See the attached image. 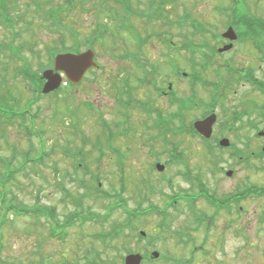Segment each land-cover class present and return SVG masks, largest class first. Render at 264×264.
Returning <instances> with one entry per match:
<instances>
[{
  "label": "flooded vegetation",
  "instance_id": "flooded-vegetation-1",
  "mask_svg": "<svg viewBox=\"0 0 264 264\" xmlns=\"http://www.w3.org/2000/svg\"><path fill=\"white\" fill-rule=\"evenodd\" d=\"M224 27L221 38L215 35V44L210 41V28L200 32L203 37L198 33L189 39L193 46L172 40V45L162 47V61L141 60L142 70L131 51L130 65L123 68L128 73L118 74L113 82L112 123L103 109H95L102 131L94 142L98 149L94 163L101 164L110 153L119 170L118 165L125 162L119 152L128 156L130 149L122 151L117 141L126 138L133 142L142 135L149 155L155 158L153 165L164 163L169 169L160 177L168 189L158 188L153 182L145 195L146 205L140 202L133 210H142V220L157 214L162 231L173 210L178 222L173 233L175 245L169 248L173 252L153 251L157 237L151 239L144 231L138 243L145 251L136 253L142 257V264H155L159 259H177L178 264L224 260L218 255L226 257L228 231L240 244L234 257L242 264L247 260L264 261V30H257L253 38L252 31H240L229 19ZM230 28L237 36L233 41L224 37ZM198 35L203 38L200 42L195 41ZM183 53L189 54V61L183 60ZM167 66L170 72H165ZM189 68L191 72H185ZM184 81H188L186 95L181 87ZM196 109L204 111L196 117ZM191 114L192 119L187 121ZM211 117L214 123L207 138L195 130V123ZM136 130L139 132L134 133ZM182 136L200 140L203 145L202 158L194 164L180 150ZM87 159L78 161L87 163ZM176 164L182 170L172 173ZM151 196L162 197V205L149 200ZM219 223L223 227H218ZM215 242L217 252H212ZM117 254L114 258L121 257L125 264L129 254ZM91 256L107 259L102 254H86L84 258Z\"/></svg>",
  "mask_w": 264,
  "mask_h": 264
},
{
  "label": "rangeland",
  "instance_id": "rangeland-1",
  "mask_svg": "<svg viewBox=\"0 0 264 264\" xmlns=\"http://www.w3.org/2000/svg\"><path fill=\"white\" fill-rule=\"evenodd\" d=\"M3 1L6 6L5 8L12 16L11 18L13 19L16 17L18 21L15 25V29H12L10 26L5 25L6 20H4L5 23L2 21L5 17L0 19V81L3 77L2 68L6 65L9 77L6 79L5 83L8 80L7 86L13 90L12 93L15 96L22 95V97L27 100L32 96V93L30 94V92L26 90L28 82L26 83L22 81V79H13V71L21 67L20 61L16 58L14 62H11L10 56L15 51H18L19 53L16 55L20 54V56L23 55L22 57L24 59L34 61L32 60V51H41V62L47 65L49 62L47 51L61 47L60 43L57 45L58 40H60L61 32L54 34V31H52L54 28L46 26V24L41 21L39 15L34 12V8L29 5L30 0H2V2ZM37 1L43 3L46 1L47 3V0ZM50 1V5L42 6L43 12L47 11L49 8L65 5L64 0ZM233 1L235 2H231L230 0H176L175 2L171 0V3L166 7L167 18L174 22L177 17L180 16L184 18V16H186L189 20L183 27L182 25L172 24L170 28L169 26L163 25V21L158 20L157 17L155 18V23L145 26V13L141 15L140 10L137 8L145 12L147 0H132V4L136 8V14L138 15L137 19L133 18L132 21L136 24L138 29H141L143 32L144 29H147L149 33L170 29L173 40L176 39L177 42H181L180 40L183 42L185 39L184 37H193L195 32L191 24L194 22L200 24V26H204L206 29L210 28V41H213L212 44H215V35L219 34L221 38V34L225 31L224 25L230 15L229 12L235 8L238 9L239 7L241 10L250 12L253 15L264 17V0ZM75 2L79 4V8L71 13L68 11L63 14V28L72 23L75 29L80 33L79 37L82 40H84V38L87 39L94 31L98 34L96 29L97 19L88 12L91 10L92 6L97 3L96 0L87 2V7L89 9H85L86 11H84V13L82 7H80L82 2L78 0H75ZM115 2L116 1L110 0L107 2L104 1L102 4L106 3L116 7ZM2 10L3 9H1V11ZM25 12L28 13L22 17L21 15ZM99 21L109 24L105 18L99 19ZM103 30L105 29L101 28L99 33H102ZM62 32L65 33L67 44H69L70 40H68V37L71 35V32L68 30H63ZM107 33L108 35L100 39L98 45L92 48L95 52V59L100 66H102V69L104 68L103 72H96V74L91 72L82 83L73 90L67 89L68 85L63 75L64 79L60 88L59 98L49 96L36 100L32 106V111L37 113L36 127L33 128V132H35L34 137H28L23 129L18 126L13 125L8 127L0 124V133L1 131L5 132L0 135V157L11 158L15 150H18L20 154L24 151H32L33 157H40L42 155L41 153L44 152V164H38V166L29 164L24 171L17 175L16 181L12 183L9 189L20 204L50 209L56 214V219L62 223L68 219L69 215L75 213L76 209H78L77 204L71 201L72 198L70 200L64 198L65 191H63V188L66 191L69 190L75 196H73V199L78 197L79 191H83L77 187V181H72L73 179L66 174L71 173L74 176L73 178L84 176L83 172L78 173V175L73 173L74 166L72 165V160L74 161L76 158L73 156H71L72 158L66 156L64 151L66 150L75 154L83 145L81 141L83 137H85L88 145L85 146L84 151L88 159L87 163L81 161L80 165L84 166L87 164L94 174L100 173L101 181L99 182L102 184V189L113 195L114 200L111 198L104 200L87 199L83 202V207H88L87 210L84 209V214L86 215L91 211L90 214H96L97 217L100 216L101 218L102 216L105 217L106 214L112 213L109 220L107 219L105 223V229L109 230L110 227L112 228L114 222L123 223L126 219L125 213L119 208L114 210V205L111 204L114 201L121 202L120 205L124 210L128 209L126 200H128L129 207L132 209L136 208L140 202L146 205L148 201H145V195L150 193L153 182L157 183L158 188L168 189L165 188L160 177L165 172L168 173L169 169H165L162 173L155 170V165H153L155 158L149 155V150L144 145L142 135L138 136L133 142L128 141L126 138L117 141V145L121 147L122 151H127V148L130 149L128 156L125 153L119 152L121 158L125 160V162H121L120 165H118L119 170L114 164V159L110 158V153L103 159L101 164L94 163V158L98 156V153L96 150L94 151L91 144L94 143L96 136L102 130H100L97 124L99 118L95 116V114H92L93 117H90L91 114H87L91 111L90 105L87 104L82 107L83 102L93 104L101 110L103 109L106 114L105 118L112 123V119H114V115L112 114L114 108L112 100V82L117 80L120 68L127 67L128 65L127 61H122L117 56L122 53H128V51H133L132 55H136L137 52L139 53L140 51L137 50L139 48L137 40L143 35L135 38L126 32L114 29ZM113 33L116 37L114 39L111 37ZM15 34H17V36H15ZM202 35L203 34H201V36ZM201 36L198 35L195 41L200 42V40H203ZM206 37L209 38V36ZM71 45L72 44H70V46ZM5 48H7V50H5ZM163 49L159 40L153 37L150 39L148 49H143L141 51L147 59L160 63L162 61L161 52ZM85 51H87L86 48L82 50L80 48L79 51H75L73 54L78 55ZM183 60H190L188 53H183ZM185 65L186 63L184 62L183 66ZM38 69V64L33 63V70L37 71ZM164 70L165 72H170L171 68L167 66ZM185 72H191L190 68L186 69ZM181 87L184 89V94H188V81H184ZM65 89H67L70 94H68ZM33 97H35V95ZM202 98L205 97L202 96ZM19 107L21 110H30V107L26 108L24 101ZM72 110L75 112V118H73V114H71ZM203 111L204 109H196L193 115L197 117L201 115ZM190 119H192V114L187 118V121ZM102 125H100V127ZM74 128L78 131L77 133H75ZM104 130L108 131L107 129ZM137 132H139V130L134 131V133ZM181 142L183 143V147L180 150L184 154L182 155L189 160L188 162L194 164L195 161L202 158L203 145L200 140L194 141L193 138L189 136H182ZM21 161L22 158L19 156L18 159L15 160L14 165L19 167ZM176 166L177 164L171 168L172 173L179 169L182 170V167ZM85 178L86 180H90L89 175ZM149 200L153 201L154 204L162 205L163 198L151 196ZM109 204L112 207L108 209L107 205ZM170 211L173 217L169 219L164 231L159 227L160 219L156 214V216L153 215L146 220L143 219L144 221L140 219L137 222V228L126 229L124 234H129V236H126L130 237L129 241L117 240L110 243L108 247L93 238L95 234L104 231L102 226H99L97 222L87 223L82 227L77 223L68 230L67 237L64 240H60L47 237L49 233L46 225L47 221L45 222L42 220L41 223L44 227L38 231L33 226L35 220L15 218V224H8L3 230L4 249L2 257L7 258L14 264H40L41 258L48 259L47 264H74V262L77 261L84 264V256L86 254L101 253L103 258L110 260V263L121 264V257L114 258L118 256L117 253H125L127 252V248L133 250L134 253H142L141 251H145V249L142 250L141 244L138 243V239L136 238L135 230L137 231L140 228L146 231L148 235L150 234L151 239H156L157 237L155 245L152 246L151 250L158 251L160 254L173 252L169 248L172 249L175 245L173 233L178 229V222L176 219L177 214L174 213L173 210ZM223 225V223L217 224L218 227H223ZM131 226H135V222H132ZM232 237L233 232L228 231L226 257L224 255H218L224 260L210 259L204 262V264H222L225 262L228 264L229 262L231 264H242V261L234 257L236 254L235 251L238 250L240 244L233 240ZM216 242L213 246L211 245L212 252H217ZM249 256H251V254H249ZM169 260L171 261L167 262L159 259L155 264L179 263L177 259ZM255 263L264 264V261L263 259L258 261H246V264Z\"/></svg>",
  "mask_w": 264,
  "mask_h": 264
},
{
  "label": "trees",
  "instance_id": "trees-1",
  "mask_svg": "<svg viewBox=\"0 0 264 264\" xmlns=\"http://www.w3.org/2000/svg\"><path fill=\"white\" fill-rule=\"evenodd\" d=\"M100 1L103 2V1H108V0H100ZM174 1L176 2V0ZM170 3H171V0H151L150 4L148 2L147 4H149L148 5L149 13L147 14L148 20H146L147 23L145 26H148L150 24L152 25L153 23H155L156 17L164 18L163 16L166 13V7ZM115 4H117V6L115 8L113 7V11L111 10V8H108L106 10L104 9L105 7H109V6L112 7V5H108L106 3H104L103 6L101 4H95L94 6H92L91 10H89L88 12H90L91 14H94L97 17L96 29H97L98 34H96V31H94V33L91 36H89L87 39L84 38V40H82L79 37L80 33L77 31V29H75L72 23L67 25V27L63 28V20H62L63 14L67 13L68 11L71 13L73 11H76L79 8L78 6L79 4H76L75 0H68L67 4L57 6L55 8H49L47 11H44V12L42 11V6L50 5V4L43 3V2H36L35 0H32V2L29 3V5L34 8L35 10L34 12H36L37 15H39V18L41 19V21L44 22L46 26H49L50 28H54L52 29V31H54L55 34L61 32L60 40H58V43H57V45H59L60 43L61 47L57 49H50L49 51H47V55L49 58L48 65H44L41 62L42 61L41 51L39 52L35 50L32 51V54H33L32 60L34 61H28L24 59L22 57L23 55L21 56L20 54L16 55L19 52L15 51L10 56V60L11 62H14L16 58L19 59L21 67L16 68L13 71V79H22V81L26 83L28 82L27 84L28 86L26 90L29 91L30 94L34 90H36L34 93L36 94L37 100L39 98L45 97L42 95V86H43V80L41 76L42 71L46 69L47 67L51 66L56 54L62 53V52H68V51L75 52V51H79L80 48L82 49L84 47L93 48V46L98 45L100 39L108 35L107 32L110 31L111 26H113L114 28L120 29L121 31H126L125 27L128 24V22L126 21V18L131 12H133L132 0H116ZM5 7L6 6L4 4V1L2 2L1 0L0 1V14H1L0 19L2 17H5V20L7 23L6 25L10 26L11 28H15L16 22L18 20L16 17L12 19L11 18L12 16L10 15V13L7 11ZM80 7H82L83 13L84 11H86L85 9H89L88 7L87 8L84 7L83 3L80 4ZM1 9L3 10L1 11ZM27 13L28 12H25L21 16L24 17ZM157 14H161V15L158 17ZM231 14H232L230 17L231 24L235 25V27L239 29L240 31L241 30L252 31L251 34L253 35V38L256 37L257 30L259 29L264 30V19L260 20L250 12L243 11L238 7V9L235 8L234 10H232ZM102 18H105L106 21H109L110 23L109 24L101 23L99 19H102ZM101 28H104L105 30H103L102 33H99ZM63 30L64 31L68 30L71 32V35L68 37V40H70L69 44H67V38L65 37V33L62 32ZM147 33L149 34V37H153L154 34H157L156 32H151L152 33L151 34L148 32V30H147ZM160 35L161 34H157L156 36H160ZM112 36L114 39L115 38L114 33L111 35V37ZM144 39L145 40H141L140 42H138L139 48L137 50L140 52L139 53L137 52L136 57L142 54L141 50H143L144 47L148 43L147 39L146 38ZM261 40H262V43H264V35L261 38ZM70 44L72 45L70 46ZM128 54H131V52L123 54L122 57L130 60V56ZM145 59L147 60L146 57ZM141 60H142L141 58H138L136 60L134 59V61L140 65L138 66L142 70L143 69L142 64L140 63ZM33 63L38 64L39 69L37 71L33 70ZM2 71H3V75H2L3 77L1 78V81H0V124L2 126H8V127L13 126V125L18 126L23 129L24 133L28 137H31V129L28 127V122L30 120V117H29L30 113H28L27 110H21L19 105L21 106L22 102L24 101V103L26 104V108L32 106V103L34 101L31 99L34 94H31L32 96L28 98L27 100L24 99L22 95L15 96L12 93L13 90H11V88L7 86L8 80L5 83L6 79L9 77L8 68L6 65L2 68ZM75 88L77 87L68 84L67 89L73 90ZM67 89H66V92L70 94V92L67 91ZM57 94L59 93L55 92L53 95H50V96L59 98ZM3 132L4 131H1L0 135ZM34 135L35 134H33V136ZM80 151L81 152H79L77 156L86 157L85 155H83L82 148ZM64 153L65 155H67L66 150L64 151ZM41 154L42 155L40 157H33L32 151H24L20 154L18 150L17 151L15 150L11 158L0 157V167H1V171H0V264H14L10 262L7 258H3L2 252L4 249L3 230L8 224L14 225L15 218L16 219H24V218L26 219L27 218V219L35 220V223L33 224V226L38 231H40L44 227V225L41 223L42 220H44L45 222L47 221L46 225H47V229L49 232L47 237L51 239L64 240L67 235L65 234L66 229H69L75 224V222H78V219H79L78 217L81 216L82 221H85L84 224L87 222H91V220L89 219L91 211H89L88 214L86 215L84 214V209L87 210L88 208V207L86 208L83 207V202L85 200L87 199L104 200V199H109V198L114 199L113 195L109 194L108 192H105L102 189V187H100V182H99L100 180L92 176L93 174H92L90 167L87 164H86L87 166L86 165L81 166L77 162L74 165V174L78 175V173L83 172L84 176L76 177L74 179L72 177L73 179L72 181H77L76 182L77 187L83 191L82 192L79 191L78 197L76 199L75 198L73 199L74 195L69 190L66 191L63 188V191H65L64 198H66L67 200L68 199L70 200L72 198L71 201L77 204L78 206V209H76V212L69 215L66 221L60 223L59 220L56 219L57 218L56 214L50 209H45V208L37 207V206L31 207V206H25V205L20 204L17 198L15 197V195L12 193V191H10L9 187L12 185L14 181H16L17 175L20 172L24 171L25 168L29 166V164L33 166H36V165L38 166V164H41V165L44 164L45 162V158L43 157L44 152H42ZM19 156L22 158V161H21V165L19 164V167H18V166H15L14 163H15V160L18 159ZM5 170H6V173H5ZM87 175H90V180H86L85 177ZM120 204L121 202H116V203H112L111 205H114L113 207H121ZM126 212H127V217L123 223L114 222V224L112 225V228L110 227L109 230H106L105 229L106 225L103 224L101 226L104 229V231L95 234L93 237L97 240H102L106 244L105 246L108 247V245H110V243H113L115 239L120 238V237L122 239V238H126V236H129V234L126 235L124 234V232L126 229L134 227V226H131V223L132 222L136 223V220H138V217H136V213L138 212V210H133V211L128 210ZM105 219L106 218H104V220ZM47 260L48 259L41 258L40 264H47ZM95 262L96 264H100V263L102 264L103 262L106 263L105 260H101V259L94 260L93 259L89 261L88 264H93ZM75 264H80V263H75Z\"/></svg>",
  "mask_w": 264,
  "mask_h": 264
},
{
  "label": "water",
  "instance_id": "water-1",
  "mask_svg": "<svg viewBox=\"0 0 264 264\" xmlns=\"http://www.w3.org/2000/svg\"><path fill=\"white\" fill-rule=\"evenodd\" d=\"M225 38L230 40L237 39V36L232 28L225 34ZM223 51V50H221ZM94 52L89 50L82 54H60L55 58L54 69L47 70L43 74V78L47 81L44 85L43 93L49 94L57 90L62 83V77L59 73H64L66 78L73 84H78L82 81L85 74L93 67H97L95 63ZM214 118L211 117L203 122L195 124L196 130L203 136L209 138L212 133ZM159 171L164 170V166H157ZM142 257L140 255H132L126 259V264H140Z\"/></svg>",
  "mask_w": 264,
  "mask_h": 264
}]
</instances>
